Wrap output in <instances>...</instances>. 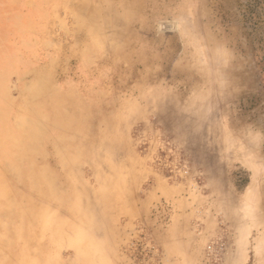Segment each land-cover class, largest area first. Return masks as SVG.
Listing matches in <instances>:
<instances>
[{
	"label": "rangeland",
	"instance_id": "obj_1",
	"mask_svg": "<svg viewBox=\"0 0 264 264\" xmlns=\"http://www.w3.org/2000/svg\"><path fill=\"white\" fill-rule=\"evenodd\" d=\"M0 109V264H264V0H0Z\"/></svg>",
	"mask_w": 264,
	"mask_h": 264
},
{
	"label": "bare ground",
	"instance_id": "obj_2",
	"mask_svg": "<svg viewBox=\"0 0 264 264\" xmlns=\"http://www.w3.org/2000/svg\"><path fill=\"white\" fill-rule=\"evenodd\" d=\"M4 114L5 111L3 109H0V136L2 138V140L5 142L7 140V132H8V128L5 125L6 121L4 120ZM11 133V131L9 132ZM21 140V139H20ZM17 141V140H16ZM261 243H259L257 245V247L255 248V252L260 255L262 253V248H261Z\"/></svg>",
	"mask_w": 264,
	"mask_h": 264
},
{
	"label": "crops",
	"instance_id": "obj_3",
	"mask_svg": "<svg viewBox=\"0 0 264 264\" xmlns=\"http://www.w3.org/2000/svg\"><path fill=\"white\" fill-rule=\"evenodd\" d=\"M38 233H39V235L41 234V231L40 230H38Z\"/></svg>",
	"mask_w": 264,
	"mask_h": 264
}]
</instances>
